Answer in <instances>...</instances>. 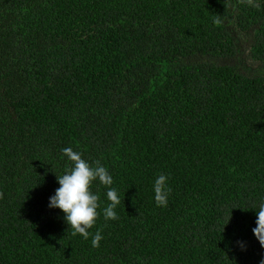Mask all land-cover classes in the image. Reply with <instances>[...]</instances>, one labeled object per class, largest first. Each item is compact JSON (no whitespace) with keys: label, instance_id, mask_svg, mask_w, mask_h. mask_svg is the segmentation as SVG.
Returning a JSON list of instances; mask_svg holds the SVG:
<instances>
[{"label":"trees","instance_id":"trees-1","mask_svg":"<svg viewBox=\"0 0 264 264\" xmlns=\"http://www.w3.org/2000/svg\"><path fill=\"white\" fill-rule=\"evenodd\" d=\"M64 147L119 192L88 239L48 206ZM261 201L264 0H0V264H262Z\"/></svg>","mask_w":264,"mask_h":264},{"label":"clouds","instance_id":"clouds-1","mask_svg":"<svg viewBox=\"0 0 264 264\" xmlns=\"http://www.w3.org/2000/svg\"><path fill=\"white\" fill-rule=\"evenodd\" d=\"M63 154L72 162V166L67 168L62 175H57L59 187L55 194L49 198V208L60 209L64 213V220L73 230V234H80L85 239L91 235V229L100 215L98 209L101 208L100 196L92 191V185L98 181L99 184L107 188L106 198L109 201L102 209L104 219L116 220L118 214L117 207L120 204L119 192L115 187L114 178L107 167L99 160L94 163L83 158L79 151L72 147H64ZM154 199L157 206H167L171 188L169 186V176L160 173L153 183ZM257 212V227L253 232L264 245V201H261ZM103 239L102 230H98L92 236L93 247H100ZM243 245V242H240ZM264 264V262H262Z\"/></svg>","mask_w":264,"mask_h":264},{"label":"rangeland","instance_id":"rangeland-1","mask_svg":"<svg viewBox=\"0 0 264 264\" xmlns=\"http://www.w3.org/2000/svg\"><path fill=\"white\" fill-rule=\"evenodd\" d=\"M244 58L246 59V61H247V63H248V59H247L248 57H244Z\"/></svg>","mask_w":264,"mask_h":264}]
</instances>
